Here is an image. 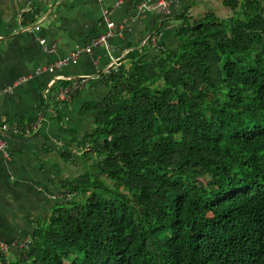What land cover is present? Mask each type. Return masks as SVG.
I'll return each instance as SVG.
<instances>
[{
  "label": "trees",
  "instance_id": "1",
  "mask_svg": "<svg viewBox=\"0 0 264 264\" xmlns=\"http://www.w3.org/2000/svg\"><path fill=\"white\" fill-rule=\"evenodd\" d=\"M216 1L233 14L184 11L176 46L103 76L93 129L66 128L87 175L0 264H264V0ZM57 89L40 112L63 125Z\"/></svg>",
  "mask_w": 264,
  "mask_h": 264
},
{
  "label": "crops",
  "instance_id": "2",
  "mask_svg": "<svg viewBox=\"0 0 264 264\" xmlns=\"http://www.w3.org/2000/svg\"><path fill=\"white\" fill-rule=\"evenodd\" d=\"M161 1L167 3V11L151 8ZM117 2L121 6L114 9ZM144 3L151 9H141ZM217 4L216 0H0V126L29 125L41 108H53L58 83L85 79L74 101L60 103L63 125L47 111L37 132L7 137L10 158L0 156V245L30 240L38 222H46L68 197L72 200L64 183L84 175L88 166L80 159H64L68 152L79 155L66 128L74 130L78 140L93 129V121L81 115V108L108 95L102 79L112 61L126 64L131 51L146 46L148 58L157 54L159 45L176 46L178 16L186 11L199 19L214 12ZM106 9H113L114 35L107 45L86 53L91 40L108 30ZM153 33L156 40L147 43ZM65 59L78 62L57 67ZM77 198L82 202V196Z\"/></svg>",
  "mask_w": 264,
  "mask_h": 264
},
{
  "label": "built area",
  "instance_id": "3",
  "mask_svg": "<svg viewBox=\"0 0 264 264\" xmlns=\"http://www.w3.org/2000/svg\"><path fill=\"white\" fill-rule=\"evenodd\" d=\"M63 1V0H61ZM161 4V5H160ZM154 7H151L152 9H160L162 12L167 11L168 5L167 3H160ZM119 6V3H116L114 5V9H116ZM141 9H149V5L147 3H144L142 5H140ZM150 8V9H151ZM113 13V9L109 10L106 9L104 11V23L107 26V32L105 34H102L100 36H97L95 38H93L91 40L90 45L85 49L86 53H91L92 49L95 47H99L102 45H107L108 40L111 39L113 37V29H114V23L110 21V16ZM151 38V37H149ZM148 38V39H149ZM118 60H114L113 63L108 66V68L106 69L105 75L108 74L111 71H118L119 67H120V62ZM77 59H65L62 60L61 62H59L57 64V67H66L67 65L71 64H77ZM53 70V69H52ZM65 79V78H64ZM60 80H63V77L60 78ZM85 79L83 77H73L70 78L69 80H66L67 82H69V85L65 86L64 88H62L57 96V100L59 102H65V101H69L70 100V96L73 94V92L80 90L82 83ZM43 117L44 115L42 113H39L36 119V123L35 125L32 127V130H30L29 128L22 130L21 127H19L17 124H8L5 123L3 125L0 126V156L5 158V159H9L10 158V154L8 151V144L6 142V137L8 134L11 133H15V134H19L21 132L24 131V133H29V132H33L35 131L37 128L40 127V125L43 122ZM22 133V134H24ZM23 244V243H22ZM13 244V245H0V253L4 254L5 252H10V251H17L19 246L20 247H24L25 244ZM19 245V246H18Z\"/></svg>",
  "mask_w": 264,
  "mask_h": 264
},
{
  "label": "rangeland",
  "instance_id": "4",
  "mask_svg": "<svg viewBox=\"0 0 264 264\" xmlns=\"http://www.w3.org/2000/svg\"><path fill=\"white\" fill-rule=\"evenodd\" d=\"M117 3H119V6L117 7V9H119L120 8V6H121V2H117ZM160 3H164V2H159V4ZM158 5V4H157ZM161 5V4H160ZM227 9V10H226ZM219 17H228V16H230L231 14H233V12L230 10V9H228V8H225L221 3H219L218 2V4L216 5V7H215V11H214ZM114 30V29H113ZM113 35H114V32H113ZM156 40V38H153V41H155ZM118 62V61H117ZM112 63H113V61H112ZM111 63V64H112ZM110 64V65H111ZM109 65V66H110ZM123 64L122 63H120V66H122ZM39 113H42L43 115H44V113L43 112H38V114ZM38 116V115H37ZM45 118V116L43 117V119ZM43 122H44V120H43ZM43 122H42V124H43ZM42 124L40 125V127L42 126ZM35 125V124H34ZM33 125V126H34ZM39 127V128H40ZM39 128H37L35 131H33V132H29V133H24V134H26V135H29V134H31V133H34V132H37L38 131V129ZM28 130V129H27ZM11 134H15V133H11ZM11 134H8L7 135V137L9 136V135H11ZM20 134H22V133H20ZM23 134V135H24ZM7 137H6V142H7ZM7 144H8V142H7ZM93 162H96V161H93ZM93 162H91V164H90V166H92V165H94V164H92ZM91 169V168H90ZM84 171V174H86L87 175V173H88V170L87 169H84L83 170ZM102 181H104V179H102ZM105 181L106 182H109L108 180H106L105 179ZM126 192H128L126 189H124ZM78 199V198H77ZM75 201V200H74ZM83 203H84V201H86V198H83L82 200H81ZM43 225V224H42ZM26 241H24L23 243H25ZM19 244H22V243H19ZM2 245V244H1ZM4 245H8V244H4ZM23 245V244H22ZM19 246V245H18ZM19 249H20V246H19ZM18 251H11V252H7L8 254H9V256L10 257H14V255L17 253ZM6 253V252H5Z\"/></svg>",
  "mask_w": 264,
  "mask_h": 264
}]
</instances>
